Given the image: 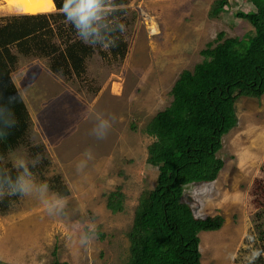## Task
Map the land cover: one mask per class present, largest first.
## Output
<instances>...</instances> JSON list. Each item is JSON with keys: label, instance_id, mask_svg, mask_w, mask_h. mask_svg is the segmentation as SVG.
I'll return each instance as SVG.
<instances>
[{"label": "rangeland", "instance_id": "1", "mask_svg": "<svg viewBox=\"0 0 264 264\" xmlns=\"http://www.w3.org/2000/svg\"><path fill=\"white\" fill-rule=\"evenodd\" d=\"M51 1V9L22 13L0 0V18L60 12ZM219 1L117 0L123 5L119 16L125 25L120 33L127 44L124 56L97 45L80 76L53 74L48 59L16 55L18 64L11 77L28 111L30 128L24 144L7 157H30L26 145H40L37 153L43 157L44 176L58 177L67 188L69 216L50 215L35 197L19 196L7 213H0L1 260L126 262L127 234L138 199L154 188L157 175V168L146 162L153 138L145 127L170 105L179 74L194 69L202 60L200 52L215 43L219 33L224 36L216 43L226 47L251 31L246 21L231 14L237 6L246 10L248 0H228L224 16L209 18L211 6ZM54 41L59 43L56 36ZM235 111L238 123L223 137L217 154L225 162L218 178L188 185L182 196L196 217L223 218L219 230L199 234L200 264H249L254 249L262 254L251 264H264V244L259 240L264 231V98L240 97ZM97 113L111 122L103 139L92 134ZM88 150L91 159L84 155ZM82 160L86 166L78 171ZM34 175L37 182L43 181L38 170ZM115 191L124 196V208L112 213L106 202ZM85 219L98 225L87 247L70 236L77 227L74 222Z\"/></svg>", "mask_w": 264, "mask_h": 264}, {"label": "trees", "instance_id": "2", "mask_svg": "<svg viewBox=\"0 0 264 264\" xmlns=\"http://www.w3.org/2000/svg\"><path fill=\"white\" fill-rule=\"evenodd\" d=\"M54 3L60 11L62 3ZM246 5V10L237 6L231 14L246 21L251 31L226 47L216 43L224 36L219 33L215 43H208L200 52L202 60L194 69L179 74L171 88L170 105L145 127L153 138L147 147L146 162L157 168V175L154 188L138 199L127 234L129 256L124 264H200L199 234L217 231L223 225L220 215L196 217L182 196L188 185L211 183L218 178L225 162L217 154L223 137L237 125V99H259L264 93V0H248ZM227 7L228 0L214 3L209 18L224 16ZM65 20L60 12L0 18V95L5 99L17 97V124L6 140H0V155L7 157L20 148L30 128L28 111L11 77L18 64L17 54L48 59L53 74L80 76L85 72L86 59L94 48L72 38L71 34L77 35L76 30L71 24L65 25ZM55 36L59 43L54 41ZM126 46L119 34L117 46L110 51L121 57ZM26 147L30 157L42 149L40 145ZM41 162L32 171L38 170L50 190L67 196V188L58 177L54 180L44 176L46 168L43 159ZM18 197L0 199V213H7ZM123 199L119 191L109 193L107 209L121 212ZM259 240L264 244V231ZM0 264L10 263L0 259Z\"/></svg>", "mask_w": 264, "mask_h": 264}, {"label": "clouds", "instance_id": "3", "mask_svg": "<svg viewBox=\"0 0 264 264\" xmlns=\"http://www.w3.org/2000/svg\"><path fill=\"white\" fill-rule=\"evenodd\" d=\"M122 8L123 5L117 0H62L60 12L85 44L93 47L99 45L103 49H108L117 46L119 34L125 30V25L118 15ZM16 100L15 96L5 99L0 95V140H6L17 124L14 113ZM95 119L92 134L97 139H103L111 127V122L99 113L96 114ZM84 155L88 159L92 158L90 150ZM42 159L40 153L31 158L24 154L11 157L0 155V199L32 196L41 202L50 215L67 217L69 216L68 197L58 192H50L48 183L46 181L37 182L32 171ZM85 166L86 161L82 160L77 165V170L82 171ZM74 223L77 227L75 231L70 232V236H74L81 246L91 245L97 235V223L92 219ZM261 254L260 250L254 249L251 252L249 264Z\"/></svg>", "mask_w": 264, "mask_h": 264}, {"label": "bare ground", "instance_id": "4", "mask_svg": "<svg viewBox=\"0 0 264 264\" xmlns=\"http://www.w3.org/2000/svg\"><path fill=\"white\" fill-rule=\"evenodd\" d=\"M8 8L17 9L22 13H39L41 10L51 9L54 4L51 0H7ZM5 10V9H4Z\"/></svg>", "mask_w": 264, "mask_h": 264}, {"label": "crops", "instance_id": "5", "mask_svg": "<svg viewBox=\"0 0 264 264\" xmlns=\"http://www.w3.org/2000/svg\"><path fill=\"white\" fill-rule=\"evenodd\" d=\"M263 98H264V93H263V95H262L259 99H256V100H260V99H263ZM251 99H255V98H251ZM237 123H238V122H237ZM233 129H235V127H234ZM233 129H231V131H232ZM231 131H230V132H231ZM230 132H229V133H230ZM229 133H228V134H229Z\"/></svg>", "mask_w": 264, "mask_h": 264}]
</instances>
